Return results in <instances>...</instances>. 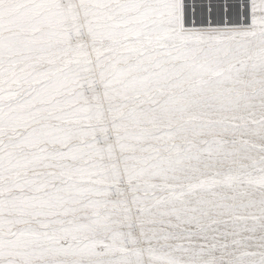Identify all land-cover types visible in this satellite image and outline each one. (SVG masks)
<instances>
[{
  "label": "snow or ice",
  "instance_id": "1",
  "mask_svg": "<svg viewBox=\"0 0 264 264\" xmlns=\"http://www.w3.org/2000/svg\"><path fill=\"white\" fill-rule=\"evenodd\" d=\"M0 264H264V0H0Z\"/></svg>",
  "mask_w": 264,
  "mask_h": 264
}]
</instances>
